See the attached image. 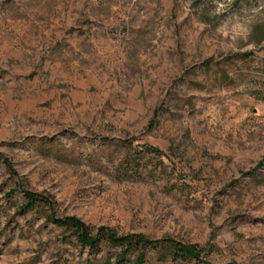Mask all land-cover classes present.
I'll return each instance as SVG.
<instances>
[{"label": "rangeland", "instance_id": "374dc122", "mask_svg": "<svg viewBox=\"0 0 264 264\" xmlns=\"http://www.w3.org/2000/svg\"><path fill=\"white\" fill-rule=\"evenodd\" d=\"M126 138L166 172L148 155L124 176ZM0 153V264L112 253L20 212L18 185L57 215L264 264V0H0Z\"/></svg>", "mask_w": 264, "mask_h": 264}, {"label": "trees", "instance_id": "16d2710c", "mask_svg": "<svg viewBox=\"0 0 264 264\" xmlns=\"http://www.w3.org/2000/svg\"><path fill=\"white\" fill-rule=\"evenodd\" d=\"M121 144L127 148L125 158L121 162L124 176H141L142 167L146 163L143 160L148 155L158 158V162L153 165L154 169L159 167L160 173L166 172V163L162 159V155L166 153L157 145L147 141L133 145V138L123 139ZM0 158H5L10 169H13L11 161L4 157V154L0 153ZM253 172L254 169L248 171ZM17 191H21L24 196V201L19 206L20 212L28 213L40 206L50 209L46 217L62 226L68 232L67 236L73 237L77 245L88 247L96 258L104 250L112 251L111 254H102L97 259L100 264H152L150 258L153 251L157 253L158 261L171 258L181 261L195 259L205 264H239L235 261L206 260L203 257V247L197 242L183 241L172 236L153 237L140 231L120 233L107 224H91L76 214L57 215L54 212L56 199L52 195L22 185L15 187L10 195Z\"/></svg>", "mask_w": 264, "mask_h": 264}]
</instances>
